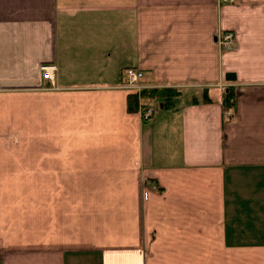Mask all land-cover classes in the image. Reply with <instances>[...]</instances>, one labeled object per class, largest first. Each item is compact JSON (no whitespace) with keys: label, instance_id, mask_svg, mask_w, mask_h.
I'll use <instances>...</instances> for the list:
<instances>
[{"label":"crops","instance_id":"0c3cea01","mask_svg":"<svg viewBox=\"0 0 264 264\" xmlns=\"http://www.w3.org/2000/svg\"><path fill=\"white\" fill-rule=\"evenodd\" d=\"M0 264H264V0H0Z\"/></svg>","mask_w":264,"mask_h":264},{"label":"built area","instance_id":"2783aa9c","mask_svg":"<svg viewBox=\"0 0 264 264\" xmlns=\"http://www.w3.org/2000/svg\"><path fill=\"white\" fill-rule=\"evenodd\" d=\"M220 4L223 3H233L235 0H218ZM235 34L230 30L220 31L217 34V43L223 47L224 49H230L233 47L235 43ZM40 70L42 71V76L45 79L53 78V71L55 70V66L53 65H41ZM125 76V81L123 83V87L126 88L131 94H141L143 90L156 88L154 85H150L145 81V73L139 67H127L123 71ZM139 109L140 117L143 120H146L152 115L154 111L153 106L149 105H141Z\"/></svg>","mask_w":264,"mask_h":264},{"label":"trees","instance_id":"16d2710c","mask_svg":"<svg viewBox=\"0 0 264 264\" xmlns=\"http://www.w3.org/2000/svg\"><path fill=\"white\" fill-rule=\"evenodd\" d=\"M129 67H133V66H129ZM163 92H169V95L166 97L165 95H163ZM176 92L177 91L175 89L153 88V89L143 90L140 95L139 94H128V109L130 111H136L139 107V103H141L140 99L152 97L155 95L163 97L165 99L164 104H166L167 101L170 102L171 95ZM202 99L209 100L205 92L203 93ZM234 102H235V99H234L233 91L231 90L225 91L222 97V103H223L224 110L227 111L231 108H234Z\"/></svg>","mask_w":264,"mask_h":264},{"label":"water","instance_id":"95a60500","mask_svg":"<svg viewBox=\"0 0 264 264\" xmlns=\"http://www.w3.org/2000/svg\"><path fill=\"white\" fill-rule=\"evenodd\" d=\"M226 79L229 80V81L234 80V79H235L234 74H232V73H227V75H226Z\"/></svg>","mask_w":264,"mask_h":264},{"label":"rangeland","instance_id":"374dc122","mask_svg":"<svg viewBox=\"0 0 264 264\" xmlns=\"http://www.w3.org/2000/svg\"><path fill=\"white\" fill-rule=\"evenodd\" d=\"M163 95H165L166 97L169 95V92H163ZM157 98H150L149 101L153 102L156 101Z\"/></svg>","mask_w":264,"mask_h":264}]
</instances>
